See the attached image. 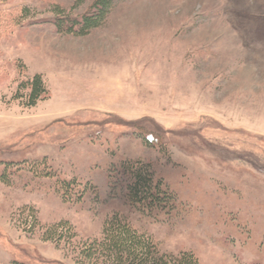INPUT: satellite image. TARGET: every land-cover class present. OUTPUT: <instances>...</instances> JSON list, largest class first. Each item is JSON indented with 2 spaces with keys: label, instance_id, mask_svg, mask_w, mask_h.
<instances>
[{
  "label": "rangeland",
  "instance_id": "374dc122",
  "mask_svg": "<svg viewBox=\"0 0 264 264\" xmlns=\"http://www.w3.org/2000/svg\"><path fill=\"white\" fill-rule=\"evenodd\" d=\"M92 1L0 0V264H76L25 206L84 239L118 213L170 256L264 264V0H118L88 36L56 33L53 7ZM34 74L49 95L26 109L11 98ZM122 160L176 192L170 217L113 193Z\"/></svg>",
  "mask_w": 264,
  "mask_h": 264
},
{
  "label": "trees",
  "instance_id": "16d2710c",
  "mask_svg": "<svg viewBox=\"0 0 264 264\" xmlns=\"http://www.w3.org/2000/svg\"><path fill=\"white\" fill-rule=\"evenodd\" d=\"M117 1L93 0L81 14L53 7L51 24L59 35L88 36L102 27ZM27 12L25 9L22 11L24 15ZM48 95L42 76L34 74L19 83L11 99L28 109L34 108ZM2 164L4 174L0 178L6 182L8 175L14 173L10 171V174H6L9 169L7 166L14 163ZM35 165L37 168L41 166L40 163ZM150 167L140 161H120L108 171L110 188L113 193H122L124 198L142 213L153 216L156 220L168 218L177 204L176 192L166 182L157 178ZM73 185L75 186L73 180L57 181L58 190H63L65 195ZM18 210L19 214H22L21 221L25 230L32 232L40 225L44 230L42 240L51 241L57 247L60 246L59 243L64 242L76 264H198L197 259L189 252L172 256L162 253L150 235L139 231L124 215L118 213H113L104 221L99 237L84 239L77 235L67 221L42 226L32 207L25 206ZM26 211L29 212L25 213ZM9 264L23 263L12 260Z\"/></svg>",
  "mask_w": 264,
  "mask_h": 264
}]
</instances>
